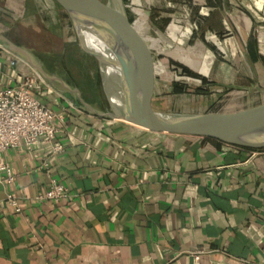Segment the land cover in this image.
I'll return each instance as SVG.
<instances>
[{
  "label": "crops",
  "instance_id": "crops-1",
  "mask_svg": "<svg viewBox=\"0 0 264 264\" xmlns=\"http://www.w3.org/2000/svg\"><path fill=\"white\" fill-rule=\"evenodd\" d=\"M182 2L193 27L170 25L168 35L184 77L258 93L264 0ZM17 57L0 44V89L30 72ZM34 92L62 121L52 143L39 139L0 156L13 176L0 184V264L264 262V149L153 134L87 113L55 87L37 84ZM79 92L105 108V99L100 106ZM51 179L68 198L37 202Z\"/></svg>",
  "mask_w": 264,
  "mask_h": 264
},
{
  "label": "rangeland",
  "instance_id": "rangeland-1",
  "mask_svg": "<svg viewBox=\"0 0 264 264\" xmlns=\"http://www.w3.org/2000/svg\"><path fill=\"white\" fill-rule=\"evenodd\" d=\"M122 1L131 29L134 63L139 68L136 97L148 108L172 114H207L238 111L264 102V82L261 92L245 93L222 89L212 82L204 86L184 77L185 68L174 60L179 57L178 45L169 37L170 25L182 29L192 26L193 18L182 0ZM0 23V31L20 41L47 74H54L80 90L84 98L101 105L105 98L98 64L78 47L69 19L52 0H0ZM17 59L38 75L23 59Z\"/></svg>",
  "mask_w": 264,
  "mask_h": 264
},
{
  "label": "water",
  "instance_id": "water-1",
  "mask_svg": "<svg viewBox=\"0 0 264 264\" xmlns=\"http://www.w3.org/2000/svg\"><path fill=\"white\" fill-rule=\"evenodd\" d=\"M66 14L78 47L98 64V79L106 106L100 111L81 98L79 90L47 74L32 54L10 43L0 44L23 59L49 86L71 95L85 112L126 123L153 134L211 139L223 145L258 151L264 149V102L224 113H166L153 111L136 97V76L131 29L122 0H52ZM95 40L104 46L93 47ZM147 96V85L143 82Z\"/></svg>",
  "mask_w": 264,
  "mask_h": 264
},
{
  "label": "built area",
  "instance_id": "built-area-1",
  "mask_svg": "<svg viewBox=\"0 0 264 264\" xmlns=\"http://www.w3.org/2000/svg\"><path fill=\"white\" fill-rule=\"evenodd\" d=\"M37 84L45 85L39 75L30 71L22 76L18 85H8L0 89V156L5 150L20 147L29 151L39 139L52 143L59 131L56 122L62 121V118L53 113L40 99L35 98L33 92ZM53 150L61 151V147L54 145ZM12 181L10 168L0 159V184H10ZM67 198L66 188L51 179L47 189L35 200L56 202ZM6 201L15 212H19L14 197L6 195Z\"/></svg>",
  "mask_w": 264,
  "mask_h": 264
},
{
  "label": "bare ground",
  "instance_id": "bare-ground-1",
  "mask_svg": "<svg viewBox=\"0 0 264 264\" xmlns=\"http://www.w3.org/2000/svg\"><path fill=\"white\" fill-rule=\"evenodd\" d=\"M89 42H91V44L93 45V47L97 48L100 51H102L104 49V46H102L101 44H99L96 40L94 42H92L91 39H90Z\"/></svg>",
  "mask_w": 264,
  "mask_h": 264
},
{
  "label": "flooded vegetation",
  "instance_id": "flooded-vegetation-1",
  "mask_svg": "<svg viewBox=\"0 0 264 264\" xmlns=\"http://www.w3.org/2000/svg\"><path fill=\"white\" fill-rule=\"evenodd\" d=\"M40 65H42V64H40ZM42 68H43V70L45 71V72H47V70H46V68L44 67V65H42ZM96 105V104H95Z\"/></svg>",
  "mask_w": 264,
  "mask_h": 264
},
{
  "label": "trees",
  "instance_id": "trees-1",
  "mask_svg": "<svg viewBox=\"0 0 264 264\" xmlns=\"http://www.w3.org/2000/svg\"><path fill=\"white\" fill-rule=\"evenodd\" d=\"M99 80V79H98ZM68 95V94H67ZM72 96L71 95H68V98H71ZM72 99V98H71ZM86 101V100H85ZM104 103V102H103ZM101 106V105H100ZM99 107V106H98ZM259 150H262V149H259ZM258 150V151H259Z\"/></svg>",
  "mask_w": 264,
  "mask_h": 264
}]
</instances>
